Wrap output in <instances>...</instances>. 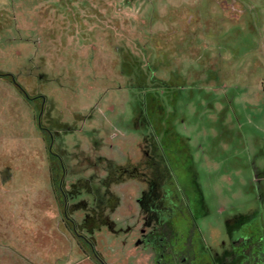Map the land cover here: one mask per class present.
<instances>
[{
	"label": "rangeland",
	"instance_id": "obj_1",
	"mask_svg": "<svg viewBox=\"0 0 264 264\" xmlns=\"http://www.w3.org/2000/svg\"><path fill=\"white\" fill-rule=\"evenodd\" d=\"M159 261L264 264V0H0V264Z\"/></svg>",
	"mask_w": 264,
	"mask_h": 264
},
{
	"label": "flooded vegetation",
	"instance_id": "obj_2",
	"mask_svg": "<svg viewBox=\"0 0 264 264\" xmlns=\"http://www.w3.org/2000/svg\"><path fill=\"white\" fill-rule=\"evenodd\" d=\"M145 241L153 250H155L156 252L159 251L161 259L165 258L164 257L166 254L165 245L167 244V242L163 238H159L158 240H156L153 237V239H146ZM181 262H184V258H181ZM157 264H163V263L159 261L157 262ZM214 264L217 263L214 262Z\"/></svg>",
	"mask_w": 264,
	"mask_h": 264
}]
</instances>
